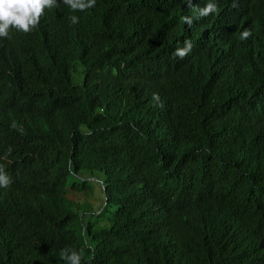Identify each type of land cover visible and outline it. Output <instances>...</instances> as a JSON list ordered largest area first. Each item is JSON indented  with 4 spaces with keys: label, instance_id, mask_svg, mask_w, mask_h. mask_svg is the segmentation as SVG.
I'll list each match as a JSON object with an SVG mask.
<instances>
[{
    "label": "trees",
    "instance_id": "trees-1",
    "mask_svg": "<svg viewBox=\"0 0 264 264\" xmlns=\"http://www.w3.org/2000/svg\"><path fill=\"white\" fill-rule=\"evenodd\" d=\"M193 8L96 0L0 41V264H67L65 247L81 264H264V55L244 79L218 67ZM90 177L106 205L86 222L67 195Z\"/></svg>",
    "mask_w": 264,
    "mask_h": 264
},
{
    "label": "clouds",
    "instance_id": "clouds-1",
    "mask_svg": "<svg viewBox=\"0 0 264 264\" xmlns=\"http://www.w3.org/2000/svg\"><path fill=\"white\" fill-rule=\"evenodd\" d=\"M191 1L197 18L204 17L213 28V32L206 30L201 36L202 49L207 58L218 67L226 68L242 79L246 73H253L257 68L254 63L264 55V31L258 30L255 24L256 20L264 23V0H188L189 6ZM95 4L96 0H0V41L16 35L34 34L49 13L60 12L68 17L72 24H77L80 15L69 14L68 7L73 12H84L95 7ZM225 7L232 8L229 19L226 22H217ZM182 19L191 27L192 17L184 16ZM192 47L191 41L185 40L183 47H178L173 55L184 59L191 53ZM72 74L75 76L73 70ZM153 100L159 101V95L153 94ZM1 103L0 101V105ZM160 106L162 107V104ZM11 151L9 148L0 159V194L12 184L13 161L8 158ZM87 181L89 184H96V181L102 183L104 194L105 187L100 177H90ZM75 193L91 195V190L87 192L70 190L67 195L75 204L85 205L87 201L78 203L73 200ZM105 202L104 194V203L95 212L106 205ZM92 214L88 216L91 217ZM60 255L67 264H81L80 251L65 247Z\"/></svg>",
    "mask_w": 264,
    "mask_h": 264
},
{
    "label": "rangeland",
    "instance_id": "rangeland-1",
    "mask_svg": "<svg viewBox=\"0 0 264 264\" xmlns=\"http://www.w3.org/2000/svg\"><path fill=\"white\" fill-rule=\"evenodd\" d=\"M90 186L92 188L91 189V195H86L84 193H75L72 197L73 200L78 202V203H82V202L87 201L84 206L86 207L85 211L88 214H92L93 212H95L98 209V207L104 203V194H103L102 183L96 181V184L90 183ZM89 220H94V217L88 216L86 218V222H88Z\"/></svg>",
    "mask_w": 264,
    "mask_h": 264
}]
</instances>
